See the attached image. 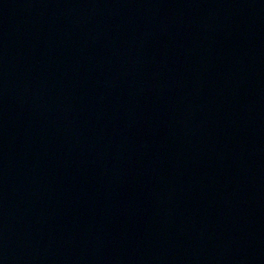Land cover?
Listing matches in <instances>:
<instances>
[{"label": "water", "instance_id": "95a60500", "mask_svg": "<svg viewBox=\"0 0 264 264\" xmlns=\"http://www.w3.org/2000/svg\"><path fill=\"white\" fill-rule=\"evenodd\" d=\"M172 0H0V264H102Z\"/></svg>", "mask_w": 264, "mask_h": 264}]
</instances>
